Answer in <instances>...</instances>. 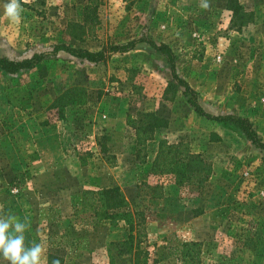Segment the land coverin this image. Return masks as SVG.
I'll use <instances>...</instances> for the list:
<instances>
[{
    "label": "rangeland",
    "instance_id": "1",
    "mask_svg": "<svg viewBox=\"0 0 264 264\" xmlns=\"http://www.w3.org/2000/svg\"><path fill=\"white\" fill-rule=\"evenodd\" d=\"M237 1L234 15L227 0H207V9L202 0H21L12 22L0 0V57L61 44L91 52L140 39L165 44L207 113L245 117L264 141V37L255 32L264 0ZM88 4L97 8L92 32L82 22ZM170 84L165 56L146 43L98 64L59 53L31 71H0V208L29 225L25 244L42 243L47 264H180L173 249L190 241L202 244V264H264V152L197 116ZM75 86L83 103L54 107ZM145 112L167 125L142 163L126 121ZM178 143L211 167L200 190L152 170L159 146ZM154 186L160 199L151 198ZM112 187L125 195L131 223L74 215L82 191Z\"/></svg>",
    "mask_w": 264,
    "mask_h": 264
},
{
    "label": "trees",
    "instance_id": "2",
    "mask_svg": "<svg viewBox=\"0 0 264 264\" xmlns=\"http://www.w3.org/2000/svg\"><path fill=\"white\" fill-rule=\"evenodd\" d=\"M227 8L234 15L242 9L237 0H227ZM82 22L86 32H92L95 29L98 24L96 6L94 7L88 4L83 8ZM139 43H146L154 51L165 56L170 68L171 77L176 82V85L170 84V86L183 89V96L197 116L237 129L254 148L264 152V141L258 136L253 124L248 119L234 114L212 115L203 109L199 103L197 93L186 81L178 76L176 72V56L165 44L157 45L153 41L140 39L122 45H112L96 52L72 48L61 44L54 46L50 52L34 54L22 60H10L5 57H0V71L7 75H16L23 71H31L41 63L54 59L59 53H65L81 62L98 64L104 62L113 54L132 51ZM84 97L85 91L83 88L77 86L71 87L56 98L54 107L71 104L79 105L83 103ZM126 123L134 132L137 157L140 159V162L144 163L147 144L154 139L159 129L166 127L167 121L155 113L145 112L139 113L136 116H128ZM100 149V153L106 155V147L101 146ZM113 161L114 156L109 155L106 163L110 164ZM152 167L155 173L160 176L165 175L169 177L176 186L180 188L192 186L197 190H200L205 185L212 171L210 165L200 154L191 152L181 143L175 145H160ZM151 191V198H161L160 187L154 186L151 188ZM129 208L130 206L125 195L118 187L84 190L81 193L79 204L74 208V215L82 216L88 223L108 222L110 225L116 226L121 221L131 223L132 219ZM133 218L135 222H138V215L134 214ZM131 238V235H129L128 239ZM201 249L202 244L199 242H183L180 246L174 247L173 254L180 264H202ZM170 253H172L171 250L169 255ZM156 260L158 261L159 259L156 258Z\"/></svg>",
    "mask_w": 264,
    "mask_h": 264
},
{
    "label": "clouds",
    "instance_id": "3",
    "mask_svg": "<svg viewBox=\"0 0 264 264\" xmlns=\"http://www.w3.org/2000/svg\"><path fill=\"white\" fill-rule=\"evenodd\" d=\"M201 7L209 8L207 0H202ZM4 15L12 22H19L23 11L21 0H7L3 5ZM29 225L15 214L4 213L0 208V264H47L46 248L42 243L25 244V232ZM52 264H60L58 259Z\"/></svg>",
    "mask_w": 264,
    "mask_h": 264
},
{
    "label": "crops",
    "instance_id": "4",
    "mask_svg": "<svg viewBox=\"0 0 264 264\" xmlns=\"http://www.w3.org/2000/svg\"><path fill=\"white\" fill-rule=\"evenodd\" d=\"M261 29L264 30V18L259 17V18H256L255 32H259L257 36L264 37V35H262L260 32Z\"/></svg>",
    "mask_w": 264,
    "mask_h": 264
}]
</instances>
